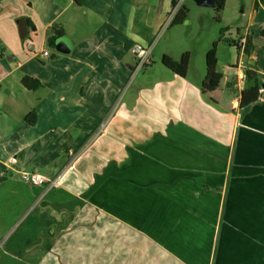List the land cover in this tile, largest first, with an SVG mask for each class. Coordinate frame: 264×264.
Listing matches in <instances>:
<instances>
[{
    "label": "crops",
    "instance_id": "1",
    "mask_svg": "<svg viewBox=\"0 0 264 264\" xmlns=\"http://www.w3.org/2000/svg\"><path fill=\"white\" fill-rule=\"evenodd\" d=\"M178 1L0 0V264H264V86L239 108L246 69L264 84V4L226 0L222 23L252 48L236 59L221 45L222 82L203 95V64L182 78L162 63L192 50L194 13L212 25L185 0L189 18L162 32ZM56 31L68 53L48 46ZM208 35L205 62L218 28ZM152 44L156 65L131 79L133 48ZM83 147L42 199L20 179L55 176Z\"/></svg>",
    "mask_w": 264,
    "mask_h": 264
},
{
    "label": "trees",
    "instance_id": "2",
    "mask_svg": "<svg viewBox=\"0 0 264 264\" xmlns=\"http://www.w3.org/2000/svg\"><path fill=\"white\" fill-rule=\"evenodd\" d=\"M257 3L264 4V0H258ZM215 4H216L214 8L216 14L215 20L216 22L220 23L222 14L226 7V0H215ZM175 6L176 4L174 3L173 7ZM189 14H190V10L187 8V6L182 5L178 13L176 14L171 26L172 27L181 26L189 18ZM227 32H229V30L225 28H222L220 30L219 38L213 43L212 47L206 54V76L201 84V92L204 95L217 90L223 79V76L217 71L218 50L220 45L226 44L230 47L235 48L237 54L240 52L238 40L227 38L226 37ZM237 32H239V30ZM260 35L262 38H264V30L260 33ZM62 37H63L62 32L56 31L55 35L48 40V46H54L56 44V41ZM246 39L247 42L244 49V55L248 56L251 52L252 41L250 36H247ZM190 62H191V56L189 53H184L181 56L180 61L178 62L172 60L168 56H164L162 60V63L166 68H168L169 70H171L176 75L182 78L186 77L189 70ZM22 85L24 86V88H26L29 91H36L42 87L40 81L31 77L23 78ZM263 86L264 84L259 76V73L254 69H246L244 88L240 92L239 108L244 109L246 107L251 106L252 104H255L262 96ZM228 91L231 92L232 94H235L237 92L234 83L228 85ZM27 121L30 125H34L36 122L35 114L30 113V115L27 117Z\"/></svg>",
    "mask_w": 264,
    "mask_h": 264
},
{
    "label": "built area",
    "instance_id": "3",
    "mask_svg": "<svg viewBox=\"0 0 264 264\" xmlns=\"http://www.w3.org/2000/svg\"><path fill=\"white\" fill-rule=\"evenodd\" d=\"M185 0H179L176 3V6L172 8L170 13L168 14L164 25L162 27V32L165 31L168 27L171 26L176 14L178 13L180 7L183 5ZM248 34H244L242 37L239 38L238 43L240 47V52L238 55L244 56V49L247 42ZM27 48L32 49L31 44H27ZM154 48V44L150 46H142L136 45L133 48V54L135 56V66L131 75V79L136 76L142 69L148 66L151 63V56L152 51ZM49 49L46 48L43 52L44 57L49 56ZM106 122L101 123L100 125V132L105 128ZM98 135H94L97 137ZM83 148L80 149H70L67 151V162L66 165L53 177H47L38 171H23L20 173V179L32 186L39 187L42 189V193L39 199L45 197L50 191L59 188L61 185L62 178L66 175V173L75 165L76 161L79 159L80 155L82 154ZM17 162L16 157L11 158L9 164L13 165ZM11 169V166H8ZM8 171L2 172L0 175L2 177L7 176ZM1 246V244H0Z\"/></svg>",
    "mask_w": 264,
    "mask_h": 264
},
{
    "label": "rangeland",
    "instance_id": "4",
    "mask_svg": "<svg viewBox=\"0 0 264 264\" xmlns=\"http://www.w3.org/2000/svg\"><path fill=\"white\" fill-rule=\"evenodd\" d=\"M210 9H212V8H210ZM201 11V10H200ZM203 11H205L206 13L207 12H209V11H213L212 13H213V19H212V25L211 26H209L207 23L206 24H201V22H200V20H199V14H196V13H194L193 14V19H194V24H193V26L190 28L191 30H193L194 31V29L196 28L197 30H196V32H197V34H196V39H194L192 42H188V43H186L189 47H190V49H192L190 52H186V53H189L190 54V56H191V61H193L194 60V66H195V68L197 69V70H201L202 71V64L204 65V67H205V74H206V62L203 60V56H204V45L206 44V42H208V40L210 39V37H209V31L210 30H212L213 28H214V26L215 27H217L218 28V37L217 38H219V35H220V30L222 29V28H225V29H228V28H226V26H224V23H222V18H221V22L220 23H218V22H216V20H215V17H216V14H215V11H214V9H212V10H209L208 8L206 9V10H203ZM189 16H190V14H189ZM179 27V26H178ZM194 27V29H192ZM175 28H177V27H171V30H173V29H175ZM229 30V32H227L226 33V37L227 38H235L236 37V29H235V27H233V28H231V29H228ZM188 34H189V30H184L183 32H181L180 33V36H179V38H178V40H180L181 42H184L185 40H186V38L188 37ZM160 37H161V33H160V35L157 37V40H156V43L155 44H157V42L160 40ZM185 45V44H184ZM221 45H225V47H226V49L228 50L229 49V51H231L232 53H233V55H234V57H236V59H237V54H236V49L235 48H233V47H230V46H228V45H226V44H221ZM220 45V46H221ZM211 46V45H210ZM153 51H154V48H153ZM153 51H152V55H153ZM194 52V53H193ZM229 57H230V54H229V52H225V54H223L222 55V57L220 58V62L218 61V64H217V71H222V72H224V70H225V68L227 67V63H226V61L227 60H229ZM234 57H232L231 58V60L234 62L235 61V58ZM245 58V57H244ZM152 59H153V61L155 62V63H153L152 64ZM158 59L159 58H156V60L158 61ZM245 60V59H244ZM178 61H180V59L178 60ZM246 61V60H245ZM244 61V62H245ZM152 64V65H151ZM156 65V61H155V59L153 58V56H151V63L148 65V66H146L144 69H142L141 71H143V70H145L146 68H148V67H153V66H155ZM165 67V66H164ZM168 69V68H167ZM169 70V69H168ZM140 71V72H141ZM171 71V70H170ZM139 72V73H140ZM138 73V74H139ZM135 77V76H134ZM133 77V78H134ZM190 77H194L195 78V72H191L190 73ZM132 78V79H133ZM222 82V81H221ZM230 94H232L231 92H229ZM124 94V93H123ZM204 95V94H203ZM206 95V94H205ZM124 96V95H123ZM122 98V96H120V99ZM65 177V176H64ZM64 177L62 178V180L64 179ZM61 183H62V181H61ZM61 186V185H60ZM56 189H58V188H56Z\"/></svg>",
    "mask_w": 264,
    "mask_h": 264
},
{
    "label": "water",
    "instance_id": "5",
    "mask_svg": "<svg viewBox=\"0 0 264 264\" xmlns=\"http://www.w3.org/2000/svg\"><path fill=\"white\" fill-rule=\"evenodd\" d=\"M197 6L204 7V8H212L214 9L216 4L215 0H192ZM20 29L21 31H24V22L20 21ZM56 49L60 51L61 53H68V47L66 45V42L63 38H59L57 40V46Z\"/></svg>",
    "mask_w": 264,
    "mask_h": 264
}]
</instances>
